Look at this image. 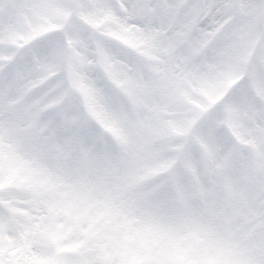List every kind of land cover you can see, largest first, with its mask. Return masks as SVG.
<instances>
[{"label":"rangeland","instance_id":"rangeland-1","mask_svg":"<svg viewBox=\"0 0 264 264\" xmlns=\"http://www.w3.org/2000/svg\"><path fill=\"white\" fill-rule=\"evenodd\" d=\"M104 1L106 10L111 11L107 12L98 8ZM145 1L146 4L152 6L151 9H155L153 15L152 13L150 15V20H152L150 29L145 20L147 17L144 10ZM176 1L126 0L124 14L118 15L114 6H111L107 0H89V4L83 6V11L78 8L74 13L73 10L67 19L70 14L69 3L72 0H40L35 5L36 14L33 15V18L36 17V21L28 24L27 20L24 21L14 13L15 9L22 12L23 8L15 7L13 0H0V58H2V65L5 64V68H7L5 75L10 76L13 63L16 67L14 75L18 78L26 76L27 71L34 77V80L31 79L32 77L16 79L13 85L6 82L7 77H1L0 81V107L2 105V111L0 110V232L5 218L12 226L16 223L20 228L25 217L28 219V223L35 229L38 228L43 235L42 250L40 246L37 251H32L28 246V250H25L26 245L21 246L18 264H47L51 254L50 249L55 245L67 254L73 245L75 247L78 245L79 237L82 232H85L84 230H88L89 234H92L93 231L96 232L94 241L100 247L96 253L100 255L102 252L101 258L105 262L129 261L130 259V263H132L140 259L142 249V254L145 255L150 250L153 251L152 248L149 250L146 245L145 231H147V235H150L149 240L154 237L160 238L158 244L149 243L155 247L157 256L153 258V261L157 264H172V262L186 264L187 259H190L191 263L203 260L204 264H264V243H262L264 227L260 228L261 225L264 226V214L262 213L264 212V193L251 187L246 194V206H238L242 187L246 186L241 178L245 171V165L241 159L236 163L238 167L234 171L233 177L230 175L231 179L228 178L231 189L228 207L223 205L225 203L222 201L219 203L223 205L220 210L221 208L224 210L221 217H219L217 208L209 206L204 209L205 207L202 206L200 210H203L198 214L196 221L192 220L191 222L181 218V224H178V219L176 223L172 215L166 218L162 212L158 211V201L148 200L143 197L140 190L136 191L135 181L137 179L143 174L154 172L156 168L163 165V157L155 158L158 152L154 153V147L149 144L153 135L157 133L156 135L164 136V130H167L168 136L172 138L176 132L172 131L171 126L177 130L186 131L192 123L193 116L198 115L197 110L192 113L193 110L187 106L185 91L188 89L181 92L183 97H180V103H176L175 97L173 99L169 95L168 87L161 86L163 78L161 68L166 67L167 59H173L172 54H167L165 57L168 58L165 60L161 59L164 48L167 46L165 41L161 40L155 45L151 43L150 46L146 45L145 47L142 39V34L151 35L154 31L161 30L171 37L170 42L175 45L180 40L184 29L196 21L198 23L200 14L205 8L211 7L209 0H197L194 5L195 15L192 17V11H187L182 15L183 20L173 28L174 31L169 29L166 32L163 30L166 24L164 18L172 10L174 14L179 3V0L177 4ZM226 1L227 3L224 0H215L212 8L213 12L218 14L222 20L227 19L225 21L226 35L229 30H233L235 33L232 42L234 47L228 50V55L232 52V57L238 60V65L232 66L227 56L221 54L219 45H222L223 39L220 37L215 57L210 55L208 61L209 64H212L216 59V62L222 61L224 64L221 67H207L203 78L195 83L197 88L192 87L196 91L192 95L195 100L194 104L200 106L199 111L202 110L203 104L218 101V95L229 82L234 80V76L239 70V62L253 48L254 39L260 33L255 29L258 4L244 0L251 7L247 9V14L243 13L236 17L238 10L233 5V1ZM31 2L33 0L22 2L21 6L30 5ZM82 12L85 22L80 25ZM114 16L116 18L113 20ZM98 17L100 21H98ZM237 18H239L238 21ZM243 18L249 19L247 20L249 22L245 23ZM85 23L89 26L84 25ZM60 26L63 28V39L68 51L63 49L58 38L57 30L60 29ZM51 28L56 29L54 31L56 37L50 35V38L45 41L47 36L44 32ZM260 28L261 22L259 30ZM192 33L194 34L193 30ZM33 38L36 41L32 56L29 52H31ZM151 38H153L152 35ZM195 44V38H191L187 44L178 47V49H186L193 54L196 52ZM239 45L241 48L238 47ZM63 50L65 67L62 68ZM35 53L39 66L43 68L40 71H36L33 66L32 58ZM52 53L55 58L50 57ZM178 54L180 55V51ZM15 56L18 58L16 63L13 61ZM261 58L264 60V51ZM10 60L12 61L8 62ZM101 63L104 65V69L99 68ZM72 64L76 69L72 67ZM259 66L260 64L256 67L252 82V85L254 84L258 88L264 84V63L263 67L258 70ZM212 67L216 68L217 76L213 74ZM193 70L191 67L188 69L189 77ZM55 71L56 77L52 79L50 85H41L37 91L31 92L32 96H27L28 87L40 83ZM166 74L167 72H164V75ZM85 75H89V77L86 78ZM70 82L73 85L76 83L77 87H80L79 94L81 96L70 93L77 92V88L73 87ZM64 83H68V85L65 87ZM13 90L17 92L19 98V101L14 105L10 102L15 97ZM67 94H72L76 98L89 99L88 113L103 118L115 130L114 135L119 140L123 138L128 142L126 143L128 155L125 156L110 158L107 154L100 153L96 158H93L89 148L85 151L86 155L81 167L87 168L88 172L85 171L84 174L81 170L78 176L81 178V184H83L82 179L85 178L89 182L91 181V185L101 188L100 194L97 192L96 196L88 197L84 194L78 199L77 190L80 185L75 186V184L79 183L80 179L76 178L73 181L71 178L66 179V172L68 176H74V174L66 170L64 158H62V164L61 160L57 162L54 160L55 158L51 160L50 155L48 156L44 152L48 149L43 143L44 138L48 137V132H50V139L64 142L70 139L68 132L64 129L54 131L55 122L63 121L72 130H75L79 125V114L73 113L74 109L78 108V102L72 95L70 98L67 97ZM245 96L246 88H241L227 101L230 102L229 121L236 125L238 134L242 136L250 130L248 134L253 137L252 126L256 122V112H259L260 108L258 110L259 105L255 104L256 101ZM63 100L64 102L66 100L65 106H63ZM152 103L157 106L156 111L151 108ZM181 104L187 106L186 111L178 109ZM145 106H149L148 112H146ZM175 108L177 109L175 110ZM44 111H50L47 117L40 116V113ZM180 111L183 116L178 115ZM243 115L248 119L243 120ZM95 119H91L90 122L93 123L92 120ZM218 120L219 118L213 115L207 120L201 121L196 127L195 137L198 150L204 153L201 163L203 164L205 158L207 163H204L205 169L212 172L217 169L221 172L219 182V187H221L223 186L222 175L232 169L233 159L227 156V150L225 151L223 148L227 137L216 128ZM36 121L47 122L52 125V129L48 128V132L45 134L43 130L49 125L47 123L39 124ZM23 126L24 129H22ZM88 131L84 132V136ZM256 142L258 146L252 145L258 151L261 144H258V140L254 143ZM219 146L221 149L218 148ZM221 150L225 152L226 158L222 156ZM55 174L59 175L56 181L53 180ZM11 180H13L12 184L15 189L6 190L9 186L7 182L11 183ZM262 184H264V177L263 180L258 181V185ZM115 186L117 191L113 193ZM17 187L21 188L23 192L28 189L34 196L24 199L25 196L17 192ZM66 188L73 190L66 192ZM43 192L49 193L51 196L41 197L40 194ZM53 200L59 211V216H54L51 212L48 215L50 218L52 217L51 220L53 219V227L50 222L44 225L38 224L37 221L41 217L39 201H43L44 206L49 208ZM122 200L125 205L127 201L133 203L134 215L142 225L140 228H130L126 231L127 235L128 233L130 235L129 243L126 246L130 249L128 254L126 251H121L119 246L121 238L117 232L120 220L117 218L119 213L116 202ZM65 201H67L66 204ZM242 202L244 203V200ZM2 204L7 208L3 213ZM241 212H252L255 215L249 231H247L248 226L243 224L242 228L241 221L235 217V213L240 215ZM190 214L193 215V211H190ZM141 215L143 216L140 217ZM64 216H67L64 220L57 219ZM195 224L193 230L192 226ZM180 225L181 229L178 230ZM112 240L114 241L113 245H111ZM4 241L12 250L20 246L12 235L2 237V233H0V264H3L4 247L2 244ZM153 242L155 243V241ZM134 246H138L140 250L135 255L132 251ZM5 257L10 258L9 256ZM74 262L73 257L66 256L59 260V264H78Z\"/></svg>","mask_w":264,"mask_h":264},{"label":"trees","instance_id":"trees-1","mask_svg":"<svg viewBox=\"0 0 264 264\" xmlns=\"http://www.w3.org/2000/svg\"><path fill=\"white\" fill-rule=\"evenodd\" d=\"M211 21H213V23H215L216 20H214L213 18H211ZM211 31H212L211 28H206L205 31L201 32V36L202 37L208 36V33H210ZM173 49H175V48L170 47V46L165 48L166 52H170L169 50H173ZM208 55H214V54L212 52L205 51L203 54H201L200 56H198L199 59L201 61H203L202 62V65H201L200 68L194 69V70H196V72H192L191 75H190V77L188 76V74L187 75H183V76L182 75L179 76V74H181V68H183L189 62L190 56L187 53H185V52H184V54L182 56V59L180 58V56H176L175 57L176 60L173 59V65H172L173 66V69L177 73V75L175 77V82H178V84L180 85V87L183 84V86L184 87H187L188 89H192L193 85L196 86L195 83L198 80L202 79L203 78V75L206 73V71H207L206 70V67L207 66H220V64L218 65L217 62H214L212 64H209V61L208 60H204L205 57L208 56ZM186 68H190V62L187 64V67ZM178 90H179V86L178 85H175L174 91L177 92V95H179V91ZM263 90H264V87H263ZM261 92L264 94V91H262V89H261ZM185 93H188V92H185ZM263 121H264V112H263ZM261 125L264 126V123L262 122ZM195 179H197V178H195ZM81 191H80V194H81ZM199 206L200 205L196 206L194 209L197 210V208ZM196 210H194L195 212L193 213V218L195 220H197L196 217H194V216H197ZM189 214H190V211L187 213V215H188V217H191ZM188 217H186V218H188ZM251 224H252V222H251ZM263 227L264 226L261 225L260 228L262 229ZM198 235H200V234H198ZM262 243H264V240H262ZM6 244H7V242H6Z\"/></svg>","mask_w":264,"mask_h":264}]
</instances>
